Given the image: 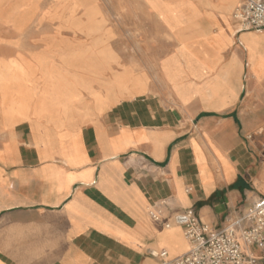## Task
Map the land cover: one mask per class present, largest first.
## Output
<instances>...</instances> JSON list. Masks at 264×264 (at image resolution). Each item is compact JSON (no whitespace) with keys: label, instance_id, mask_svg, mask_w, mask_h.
Here are the masks:
<instances>
[{"label":"crops","instance_id":"0c3cea01","mask_svg":"<svg viewBox=\"0 0 264 264\" xmlns=\"http://www.w3.org/2000/svg\"><path fill=\"white\" fill-rule=\"evenodd\" d=\"M238 3L146 0L137 69L80 40L42 55L52 90L0 104V264H160L189 244L151 211L220 228L264 195V29Z\"/></svg>","mask_w":264,"mask_h":264},{"label":"rangeland","instance_id":"374dc122","mask_svg":"<svg viewBox=\"0 0 264 264\" xmlns=\"http://www.w3.org/2000/svg\"><path fill=\"white\" fill-rule=\"evenodd\" d=\"M146 0H0V104L12 99L26 116L38 95L52 90L46 79L37 94L31 76L56 69L42 55L58 54L64 39L90 42L113 51L138 68L145 38L153 32ZM149 39V38H148ZM103 46V47H102ZM58 64L57 57L54 59ZM52 59L51 61L54 62Z\"/></svg>","mask_w":264,"mask_h":264},{"label":"built area","instance_id":"2783aa9c","mask_svg":"<svg viewBox=\"0 0 264 264\" xmlns=\"http://www.w3.org/2000/svg\"><path fill=\"white\" fill-rule=\"evenodd\" d=\"M232 17L245 31L263 30L264 0H239ZM149 215L165 228L181 227L189 244L188 251L174 259L164 250L152 252L160 264H264V195L228 215L220 228L202 222L191 209L163 222L159 210Z\"/></svg>","mask_w":264,"mask_h":264}]
</instances>
